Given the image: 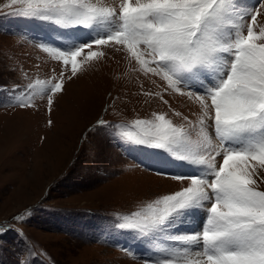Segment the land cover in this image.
Returning <instances> with one entry per match:
<instances>
[{
  "label": "rangeland",
  "instance_id": "1",
  "mask_svg": "<svg viewBox=\"0 0 264 264\" xmlns=\"http://www.w3.org/2000/svg\"><path fill=\"white\" fill-rule=\"evenodd\" d=\"M236 1L239 12H264V0ZM16 7L0 0V226L13 229L0 236V264H154L159 249L178 242L122 228L123 217L147 212L154 199L190 181L146 168L140 163H148L145 152L167 154L124 137L138 131L133 121H155L156 114H164L195 142L202 138L198 103L164 92L166 82L137 71L111 43L82 48L72 76L71 65L45 49L71 48L78 39L74 28L25 17ZM261 27L264 15H258L255 30ZM91 28L94 37L104 32L101 26ZM93 51L102 55L89 58ZM36 80L63 82L51 111L47 96L26 87ZM26 95L35 107H20ZM100 120L111 127H97ZM191 166L198 171L187 173L208 174L204 166ZM21 215L23 220L15 219Z\"/></svg>",
  "mask_w": 264,
  "mask_h": 264
},
{
  "label": "snow or ice",
  "instance_id": "2",
  "mask_svg": "<svg viewBox=\"0 0 264 264\" xmlns=\"http://www.w3.org/2000/svg\"><path fill=\"white\" fill-rule=\"evenodd\" d=\"M10 4L18 6L14 10L20 15L65 28L109 26L90 43L45 49L65 66L70 64L72 76L77 75L82 48L111 43L138 65L137 71L166 82L164 92L171 90L198 103L202 138L195 142L164 114H156L155 121H133L138 131L124 137L171 159L204 166L208 173L171 174L166 172L168 159L155 158L151 151L143 154L148 163H140L146 168L175 181H190L187 187L154 199L147 212L123 217L122 228L180 245L159 249L161 257L154 264H264V190H259L264 183L260 171L264 169V27L259 32L254 28L264 12H239L235 0H10ZM97 55L102 54L88 53L89 58ZM26 87L47 96L51 111L53 94L62 93L64 85L36 80ZM182 87L188 91L181 92ZM32 100L26 95L20 107H35ZM97 127L111 125L100 120ZM220 157L222 163H217ZM197 210L206 214L202 230L171 233L181 224L194 223L191 213ZM11 230L0 226V236Z\"/></svg>",
  "mask_w": 264,
  "mask_h": 264
},
{
  "label": "bare ground",
  "instance_id": "3",
  "mask_svg": "<svg viewBox=\"0 0 264 264\" xmlns=\"http://www.w3.org/2000/svg\"><path fill=\"white\" fill-rule=\"evenodd\" d=\"M192 218H194L195 222H194V223H187L186 226H187V225H190V226H192L194 229H196V228H201L202 225H201V223L198 221V219H196L194 216H193Z\"/></svg>",
  "mask_w": 264,
  "mask_h": 264
}]
</instances>
